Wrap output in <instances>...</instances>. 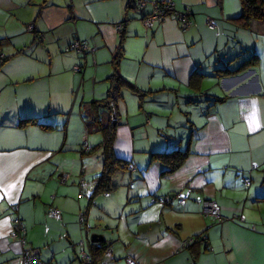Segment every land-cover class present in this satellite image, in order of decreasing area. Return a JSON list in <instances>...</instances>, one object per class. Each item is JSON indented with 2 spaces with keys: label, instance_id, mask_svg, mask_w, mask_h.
<instances>
[{
  "label": "crops",
  "instance_id": "0c3cea01",
  "mask_svg": "<svg viewBox=\"0 0 264 264\" xmlns=\"http://www.w3.org/2000/svg\"><path fill=\"white\" fill-rule=\"evenodd\" d=\"M137 1L0 0V264L22 252L11 236L16 205L27 249L46 263L81 264L84 250L94 264H264V22L239 21L240 0ZM154 3L189 10L191 26L170 15L147 30ZM122 33L119 74L144 97L122 90L114 150L131 168L95 194L104 137L88 130V106L108 95ZM76 40L92 51L66 52ZM25 119L38 124L20 126ZM187 147L172 174L152 161ZM203 199L229 220L206 217Z\"/></svg>",
  "mask_w": 264,
  "mask_h": 264
},
{
  "label": "trees",
  "instance_id": "16d2710c",
  "mask_svg": "<svg viewBox=\"0 0 264 264\" xmlns=\"http://www.w3.org/2000/svg\"><path fill=\"white\" fill-rule=\"evenodd\" d=\"M222 2V0H219ZM242 12L239 17V21L249 24L253 20L264 22V0H240ZM163 4V3H162ZM147 16V15H146ZM145 16V17H146ZM144 17V18H145ZM143 18V19H144ZM33 31V30H32ZM125 35L122 33L121 42L114 59V74L109 78L111 87L108 91L106 99L103 101L93 102L89 107L90 121L88 122V130L90 132L102 133L104 140L99 149L104 154L103 171L98 179L95 194L107 193L113 191L116 186L113 183V177L115 174L128 168L131 163L118 159L115 154L114 145L116 142L117 129L119 126V114H118V102L121 99V92L124 88H128L137 94H140V98L144 97V93L140 92L137 88L133 87L119 74L120 62L123 58V42ZM258 59L253 58L247 61L244 66H251L256 64ZM222 74L229 75L232 72L221 71ZM220 72V73H221ZM143 100V99H142ZM141 100V101H142ZM36 119H25L20 123V126L37 125ZM44 129H49V126L41 125ZM84 153L91 152V148L88 151L83 149ZM96 150V149H95ZM189 147L186 150H177L168 153H154L152 155V161H160L165 165L166 169L163 170V175L172 174L177 171L189 157ZM126 166V167H125ZM206 241V237L202 238V242ZM199 238L195 239V243L191 247L199 244ZM104 252L108 247H103ZM209 249V248H208ZM94 264V261H93Z\"/></svg>",
  "mask_w": 264,
  "mask_h": 264
},
{
  "label": "built area",
  "instance_id": "2783aa9c",
  "mask_svg": "<svg viewBox=\"0 0 264 264\" xmlns=\"http://www.w3.org/2000/svg\"><path fill=\"white\" fill-rule=\"evenodd\" d=\"M137 5L140 8H145L147 6V2L144 0H138L137 1ZM153 10L151 11V13H149L144 19H143V24L145 26V28L147 30L153 29L156 25L163 23L170 15H174L179 23L180 26L182 28V30H187L192 22L190 20V14L191 12L189 10L183 12V13H179L177 11H175L174 7L170 4H166V3H154L152 5ZM73 20L75 21V17L73 18ZM207 25L208 28L210 30H214L216 28L215 23L212 19L208 18L207 20ZM30 30L34 29V26H30L29 28ZM119 29H121V26L119 27ZM92 51V49L90 48V46L85 43L82 42L80 40H76L74 41L69 47H67L66 52H76V53H80V54H86V53H90ZM74 70L76 72H83L84 69L80 68V67H75ZM85 151H88L90 148L87 145V140L85 139ZM126 167V166H125ZM128 168H131V165H129ZM68 180V176L64 175L62 176L61 179V183H65ZM245 184L246 186L250 185V180L247 179L245 180ZM80 188H81V194L80 197L83 196V189L85 188V183L82 181L80 184ZM190 197V193H183L180 194L177 197V204L178 206L182 207L185 205L186 200ZM158 202L166 207L169 204H171V199L170 197H165V198H160L158 200ZM202 204V211L203 214L206 217H210L213 220H215L216 223L218 224H222L224 223L226 220L229 219H225L224 217H222L221 212H220V206L219 204L214 201V200H210V199H203L201 201ZM14 212L16 213V217L13 221V231H12V238L18 240L22 246V252L21 255L18 259V262L16 264H52V263H46L44 261H42L38 255L35 252H32L31 250L27 249V239H26V234H27V229L26 226L24 224V221L21 219L20 215H19V205H16L13 207ZM48 216L51 219L54 220H61L62 219V213L59 209L55 208V207H51L48 211ZM81 222L84 221L83 216L80 217ZM241 221H244V219H240ZM195 243V240H188L184 243V247H189L191 245H193ZM106 254L111 255L112 254V248L108 247L105 250ZM80 261L81 264H93V259L91 257V255L89 253H87L84 250H81L80 252ZM127 264H139L134 258L132 257H128L127 258Z\"/></svg>",
  "mask_w": 264,
  "mask_h": 264
},
{
  "label": "water",
  "instance_id": "95a60500",
  "mask_svg": "<svg viewBox=\"0 0 264 264\" xmlns=\"http://www.w3.org/2000/svg\"><path fill=\"white\" fill-rule=\"evenodd\" d=\"M91 240L93 243H99L101 241H104V237L101 235L94 234V235H92Z\"/></svg>",
  "mask_w": 264,
  "mask_h": 264
},
{
  "label": "rangeland",
  "instance_id": "374dc122",
  "mask_svg": "<svg viewBox=\"0 0 264 264\" xmlns=\"http://www.w3.org/2000/svg\"><path fill=\"white\" fill-rule=\"evenodd\" d=\"M124 263L126 264V261L125 262H122V264H124Z\"/></svg>",
  "mask_w": 264,
  "mask_h": 264
}]
</instances>
